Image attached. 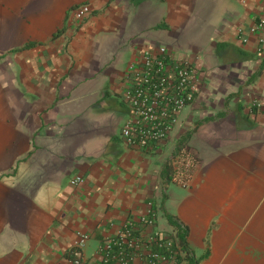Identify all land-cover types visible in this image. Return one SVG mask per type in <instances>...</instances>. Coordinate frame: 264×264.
<instances>
[{
	"label": "crops",
	"instance_id": "crops-1",
	"mask_svg": "<svg viewBox=\"0 0 264 264\" xmlns=\"http://www.w3.org/2000/svg\"><path fill=\"white\" fill-rule=\"evenodd\" d=\"M78 4L89 7L81 21ZM164 4L159 17L148 0H0V264H65L76 232L89 235L81 254L92 261L149 212L164 232V212L186 227L194 264H264V114L251 105L264 104V42L258 53L257 36L235 33L264 18V0ZM180 36L181 51L169 46ZM158 45L188 58L200 83L168 142L129 149L118 135L125 66ZM85 97L110 98L111 113L88 117L74 104ZM185 132L190 179L165 185Z\"/></svg>",
	"mask_w": 264,
	"mask_h": 264
},
{
	"label": "built area",
	"instance_id": "built-area-1",
	"mask_svg": "<svg viewBox=\"0 0 264 264\" xmlns=\"http://www.w3.org/2000/svg\"><path fill=\"white\" fill-rule=\"evenodd\" d=\"M70 13L73 20L81 21L89 14V7L78 4ZM263 32L262 17L248 26L235 28L237 36L243 35L238 37L241 43H246L249 36H257L258 53L264 42ZM124 71L127 86L122 101L127 117L118 134L120 141L129 149L155 151L171 139L181 110L193 100L200 76L188 58H177L162 45L140 49ZM251 105L264 114V104ZM173 163V178L186 186L195 164L193 157L181 150ZM80 181L74 177L69 184L75 186ZM88 239L86 233H75L65 264H188L190 257L187 247L179 243L176 231L158 229L150 212L135 219L127 218L113 235L99 243L96 258L89 262L81 254V247Z\"/></svg>",
	"mask_w": 264,
	"mask_h": 264
},
{
	"label": "trees",
	"instance_id": "trees-1",
	"mask_svg": "<svg viewBox=\"0 0 264 264\" xmlns=\"http://www.w3.org/2000/svg\"><path fill=\"white\" fill-rule=\"evenodd\" d=\"M29 46L30 44H27L23 46L22 48L29 47ZM189 133L190 132H185L177 139L175 143V148L172 154V158L170 160H167L163 165V169L161 171V177L163 178V183L165 185L172 180L173 175L175 173V168H174V163H173L174 158L179 154L181 150L188 151L186 142L189 137ZM193 161H196L195 158H193ZM164 217L167 223L176 231L179 243L182 246H186V243H185L186 227L182 225L180 222H178L173 216L165 212H164ZM188 264H194V260L192 259V257H189Z\"/></svg>",
	"mask_w": 264,
	"mask_h": 264
},
{
	"label": "rangeland",
	"instance_id": "rangeland-1",
	"mask_svg": "<svg viewBox=\"0 0 264 264\" xmlns=\"http://www.w3.org/2000/svg\"><path fill=\"white\" fill-rule=\"evenodd\" d=\"M148 1L153 2L152 7L153 9H155V12L158 14L159 17L164 13H166V5L164 4V2H158L156 0H148ZM160 36H163V34L159 33V38ZM163 38L166 39L165 36ZM188 41H190L188 37L180 36L178 41L176 39L172 40L170 42L172 43V45L169 46L173 47V49L175 50L181 51V49L178 46H185V43H187ZM110 103H111L110 98H105L96 102L95 100H92L89 97H85L83 99L76 100L74 104L83 106L88 117H93V116L95 117L97 115L98 109L101 108H104L107 110L108 113H111L109 107ZM160 225L163 226V223L161 221H159V226ZM158 229L160 228L158 227Z\"/></svg>",
	"mask_w": 264,
	"mask_h": 264
}]
</instances>
